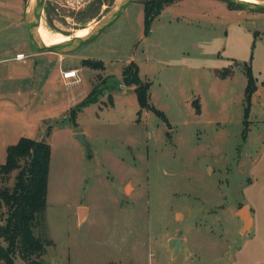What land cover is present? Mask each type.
I'll return each mask as SVG.
<instances>
[{"label":"rangeland","instance_id":"obj_1","mask_svg":"<svg viewBox=\"0 0 264 264\" xmlns=\"http://www.w3.org/2000/svg\"><path fill=\"white\" fill-rule=\"evenodd\" d=\"M144 1L131 2L100 35L57 61L33 55L40 51L21 16L24 8L30 16L34 2L0 0V59L10 58L0 61V165L21 137L51 147L46 206L34 229L50 242L42 258L264 264V8L176 0L145 33ZM118 2L45 0L43 20L71 36ZM37 35L49 40L38 29ZM18 51L23 64L11 59ZM83 59L105 68L85 67ZM130 62L167 121L141 109L137 86L123 83ZM69 68L78 69L77 77L63 79L59 70ZM248 69L256 86L249 104ZM26 86L39 93L29 98ZM101 88L73 117L71 109ZM17 171L0 174V189L13 186ZM244 205L253 220L247 232L237 215ZM171 238H182L185 251L175 254ZM15 263L25 264L18 256Z\"/></svg>","mask_w":264,"mask_h":264},{"label":"trees","instance_id":"obj_2","mask_svg":"<svg viewBox=\"0 0 264 264\" xmlns=\"http://www.w3.org/2000/svg\"><path fill=\"white\" fill-rule=\"evenodd\" d=\"M174 1L176 0H145L143 2L145 33L148 32L153 19L160 14L163 7ZM81 64L91 69L104 70L105 68L100 60L83 59ZM122 80L126 86H137L135 94L141 109H152L156 115L167 121L163 112L150 105V83L142 82L134 62H130L124 68ZM96 91L92 90L71 109L73 117L83 107L97 100L102 88ZM255 91L254 78L248 69L245 88L248 104ZM94 92L96 93L93 94ZM50 157L51 147L44 140L21 137L15 144L8 145L6 148V158L0 165V174L9 176L13 171H18L13 186L0 189V207L5 208L4 214L0 215V221H2L0 222V264H16V256L25 264H46L42 256L45 252V243L50 242L36 236L34 229L41 224V216L46 206Z\"/></svg>","mask_w":264,"mask_h":264},{"label":"water","instance_id":"obj_3","mask_svg":"<svg viewBox=\"0 0 264 264\" xmlns=\"http://www.w3.org/2000/svg\"><path fill=\"white\" fill-rule=\"evenodd\" d=\"M44 1L45 0H35L31 14L30 16H26V28L28 33V39L33 48H35L37 51L43 52H54V53H68L75 49H77L80 45L89 42L96 38L98 35H100L105 29L110 27L124 12V10L127 8V6L133 2L134 0H119L117 5L114 7V9L103 19L97 22L95 26L92 28V30L89 32V34L85 36H79V37H71L66 41L53 44V45H45L41 43V41L38 38L37 35V28L39 26V22L41 19V15L43 13L44 8ZM229 3L234 4L235 6H238L240 8L245 9H262L264 8V0H258V2H244L240 0H226ZM75 137L82 140H84L83 134H75ZM237 215L242 219L243 221V232H247L252 224V218L250 215V209L247 205H244L239 208ZM184 240L182 238H171L169 240V248L173 249L174 253H178L179 251H185Z\"/></svg>","mask_w":264,"mask_h":264},{"label":"crops","instance_id":"obj_4","mask_svg":"<svg viewBox=\"0 0 264 264\" xmlns=\"http://www.w3.org/2000/svg\"><path fill=\"white\" fill-rule=\"evenodd\" d=\"M5 10L7 11V12H12L13 10L12 9H10V8H5ZM12 10V11H11ZM14 12V11H13ZM26 8H24L23 9V12H22V16H21V19L23 20V22H25L26 21ZM25 24H26V22H25ZM39 38V40L41 41V43H43V44H45V45H53L54 43L55 44H57L56 42H53V41H51V40H47L46 38V40L44 39V38H42V37H38ZM21 51H18V52H16V54L17 53H20ZM15 54V55H16ZM15 55L11 58L12 59V61L13 62H16V63H25L24 61H25V59H26V57L23 59V60H16L15 59ZM34 56H36V57H38V58H42V59H56L57 61H61V60H63L64 59V55L63 54H60V53H54V52H48V51H43V52H36L35 54H33ZM10 58H6V59H0V61L2 62V61H4V60H6L5 62H7L8 60H9ZM105 66V65H104ZM70 69H76L77 70V74H78V69L77 68H69V69H66V70H70ZM63 71H65V70H59V72L61 73V77H62V72ZM6 72V71H5ZM63 78V77H62ZM4 79L5 80H7L8 81V79H10L9 78V76L8 77H4ZM64 79V78H63ZM11 80V79H10ZM78 79H75V80H72L71 82L72 83H74V82H76ZM0 85H1V83H0ZM42 85H44V84H42ZM27 91H26V93H27V96L29 97V98H32V97H34L35 95H37L38 93H39V91L37 90V89H32V87L30 86V87H27L26 86V88H25ZM2 109V106H0V110ZM84 212H83V215L81 216V220H80V222H82V221H84L85 219H86V216H87V209L84 207ZM252 224H253V220H252ZM252 224H251V227H252ZM250 227V228H251ZM242 228H243V225H242ZM242 228H241V232H242Z\"/></svg>","mask_w":264,"mask_h":264},{"label":"bare ground","instance_id":"obj_5","mask_svg":"<svg viewBox=\"0 0 264 264\" xmlns=\"http://www.w3.org/2000/svg\"><path fill=\"white\" fill-rule=\"evenodd\" d=\"M241 1V0H240ZM31 2H35V0H31ZM244 2H258V0H246ZM44 11V10H43ZM94 21V20H93ZM47 22V21H46ZM95 26V22H90L88 25H87V28L88 29H83L77 33H74L72 34L71 36L69 35H62L61 33L59 32H52L50 29L47 28V26L45 25L44 23V20H43V13L41 15V19H40V22H39V26H38V30L40 32H42L49 40L53 41V42H56V43H60V42H63V41H66L68 40L69 38L71 37H79V36H85L87 34H89V32L92 30V28ZM92 27V28H91Z\"/></svg>","mask_w":264,"mask_h":264},{"label":"built area","instance_id":"obj_6","mask_svg":"<svg viewBox=\"0 0 264 264\" xmlns=\"http://www.w3.org/2000/svg\"><path fill=\"white\" fill-rule=\"evenodd\" d=\"M25 57H26V55L22 52L17 53L15 55L16 60H23ZM62 77L64 79L75 78V77H77V70L76 69L65 70L62 72Z\"/></svg>","mask_w":264,"mask_h":264}]
</instances>
